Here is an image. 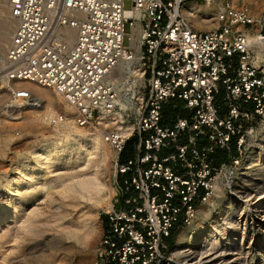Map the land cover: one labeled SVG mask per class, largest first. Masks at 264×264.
Returning <instances> with one entry per match:
<instances>
[{"label":"built area","instance_id":"built-area-1","mask_svg":"<svg viewBox=\"0 0 264 264\" xmlns=\"http://www.w3.org/2000/svg\"><path fill=\"white\" fill-rule=\"evenodd\" d=\"M185 1L0 0V16L7 8L14 21L0 63V115L10 116L16 103H43L13 84L29 80L60 95L77 126L97 123L118 106L116 74L139 44L144 85L133 132L101 128L116 154V179L100 211L94 264H181L167 255L175 228L192 222L222 173L234 176L252 131L246 127L264 118V9L223 0L215 26L199 30L181 12ZM222 91L225 115L217 100ZM172 99L187 113L166 124L163 108ZM66 120L58 111L47 124L58 132ZM131 137L135 153L121 159Z\"/></svg>","mask_w":264,"mask_h":264},{"label":"rangeland","instance_id":"rangeland-1","mask_svg":"<svg viewBox=\"0 0 264 264\" xmlns=\"http://www.w3.org/2000/svg\"><path fill=\"white\" fill-rule=\"evenodd\" d=\"M229 1L236 6L249 5L255 13H259L264 9V0ZM222 2L223 0H210L211 8L212 6L215 7L213 13L217 6L222 5ZM189 3H196L204 7L208 4V0H186L183 5ZM130 6L131 3L126 1L125 7L129 8ZM5 15L0 16V41L11 33L12 25L14 26L7 9ZM214 15L215 13L213 18ZM129 30L130 26L127 22L125 31L128 32ZM124 44H128L127 36L124 38ZM137 65L143 68L140 62ZM143 85L139 84L135 87L136 95L132 94L133 91H131V99L138 108L143 97L141 92ZM217 100L222 107L221 115H225L226 106L223 91L217 94ZM62 105H60L58 111L64 110ZM16 107L21 108L19 105H16ZM21 111L20 109L19 112L17 110L14 114L10 113V116L0 115V137L7 140V143L0 150V183L6 182L8 178L15 174L17 164L31 155V150L35 144L62 133V131H58L59 133L53 132L47 121L30 124L31 126L26 124L23 117L26 114H17ZM186 113L183 103L172 99L163 108L164 118L162 121L168 124L174 121L178 114L186 115ZM136 115L135 108H130L126 114V118L133 126H135ZM14 116L20 118L15 119ZM80 127L88 128L87 126ZM246 129H252L251 133L246 136V152L248 149L256 151L259 159L256 165L258 169L252 170L248 167L238 166L231 178L228 173H222L220 183L223 193L217 194L214 192L211 197L218 201L219 207L216 206L213 214L203 219L209 228L214 221L220 220L224 225L223 227L227 228L222 231L225 240L222 243L216 242L215 247L210 251L203 252L207 249L204 247L206 244L204 242L207 239L206 235L201 238L203 242H199V245L188 247V257L186 259L184 255L174 254L173 247L177 242L178 235L189 227V224L175 228L173 237H170L171 246L167 255L171 254L177 262L192 264L196 260L204 262L206 257L207 259L214 257L215 254H225L224 256L230 262L235 260L234 263L241 261L240 264H264V168H261V170L259 168L264 167V118L255 120ZM135 139V137H131L128 140L124 152L125 157L135 153ZM83 141L84 143L86 141L85 144L90 146L91 140L89 137L84 138ZM88 142L89 144H87ZM107 146H105V150L107 149L106 152L108 151L109 154L106 158L102 155L99 157L96 151L92 155L88 151H82L79 155L80 158L78 157L72 165H60L58 170L47 175L46 181L33 197L23 201L17 214L10 221L0 223V264H94L96 250L103 231L100 211L108 203L104 201L101 202L102 204H98L90 199L88 193H84L85 191L80 189L83 196L79 194L64 195L60 188L61 184L68 179L70 173H73L77 175L79 181L88 176L97 177L105 186L102 191L103 194L113 195L116 179L114 159L116 157L113 156V150ZM219 159V162H228L227 156H215V161ZM238 171H240L239 174H237ZM23 181L21 180L19 185H22ZM76 186H79V182H76ZM17 187V185H14V190L8 191L7 188L0 185V210H6L13 202H16L15 189ZM211 198L206 203H201L199 207L203 204L213 207L215 202ZM258 199L261 200L258 201ZM210 201L212 202L209 203ZM229 202L235 203L231 213L235 212L233 215L237 216V220L233 225H230L229 220L225 219L226 211H223V206H229L231 204ZM253 202L257 203V209L254 207ZM156 262L159 264H175V262L158 259L150 264Z\"/></svg>","mask_w":264,"mask_h":264},{"label":"bare ground","instance_id":"bare-ground-1","mask_svg":"<svg viewBox=\"0 0 264 264\" xmlns=\"http://www.w3.org/2000/svg\"><path fill=\"white\" fill-rule=\"evenodd\" d=\"M6 6L8 5L6 4ZM214 8L215 7L213 6L211 8L210 0H208V4H206L204 7L196 3L185 4L181 7V12L190 21L191 25L194 28L203 30V29H210L215 26V15L213 18V14L215 13V12L213 13ZM12 27L14 26L12 25ZM12 31L10 34H7L4 38H2L0 41L1 66L4 63L3 55L5 54V50L12 35ZM137 38L139 39L140 36L138 35ZM132 45L134 47V52H135L134 58L132 60L121 63L119 66L118 73L116 74V81L118 88L120 90L118 106L113 110L107 111L103 115L99 116L96 119L97 123L91 125H85L88 128L80 127L74 124L72 120L70 106L66 104V102L61 98V96L58 95L54 90L45 86H41L36 82L29 80H13V84L15 86H23L27 88L29 91H31L34 95H37L43 100V103H41V105L38 107L35 105H28V103L26 102L16 103V105H19V107L21 106V108H16L15 111L18 110L19 112L20 109L22 110L20 113L17 114L27 115V116L26 115L23 116L25 118L24 120H26V124L33 125L34 123L46 122L47 118L51 114L58 112L59 110L58 108L62 104L64 105V106L62 105V108L64 109L63 111L67 115V120L62 124V127L60 129V131H62V133L60 132L61 135H55L53 137H49L48 139L46 138L45 141H41V143L38 142L37 144H35L34 148L31 150V155L19 161V163L16 166L15 174L12 177L8 178L6 182L0 183V185L7 188L8 191H11L14 185L18 186L15 189V196H17L16 202H13L6 210H0V223L4 221H10L15 216V214H17L19 206L22 205L24 200L30 199L35 195L38 189H40V187L46 181L47 175L49 173H53L56 170H58L59 169L58 167H60V165H66V166L72 165L74 162L77 161V158L79 157L82 151H88L91 155L94 153V151H96L99 157H101L100 155H102L105 156L106 158L109 152L108 151L106 152L107 149L105 150V146H107L108 144L104 141L101 128L110 127L111 129L118 130L124 135H129L132 133L134 126L126 118V114L130 108L131 109L135 108L136 112L139 111V108L136 107L135 102L131 99L132 98L131 91H133L132 94L136 95L135 87L139 84H144V68L137 65L139 62V57H138L139 44L133 43ZM6 95L7 93L4 92L3 96ZM29 113L32 114L30 115ZM18 116L16 117L14 116L13 118L15 119L20 118ZM86 137H89L91 140L90 146H87L85 144L86 141L85 143L83 141V139ZM6 143L7 140L5 138L0 137V150H2L3 146ZM87 144H89V142ZM113 156L116 157V154L114 153ZM257 156L258 154L256 153V151L254 150L251 151L248 149L245 157L242 160L240 167L242 168L248 167L249 169L257 170L258 166L256 165L258 164L257 161L259 160ZM259 168L261 170V168L264 167H259ZM239 172L240 171H238L237 174H239ZM77 178H78L77 175L70 173L68 179L61 184L60 190L62 191V194L64 195L79 194L83 196L82 194L83 192L82 193L80 192V190H82L85 191L84 193H88L90 199L98 204L104 201H107V203H109V201L112 198V195L107 196L103 194L102 191L105 188V186L99 181L97 177L95 176L93 177L88 176L85 178L82 177L83 179L80 181ZM21 180H24L23 181L24 183L22 185H19V182ZM76 182H79L78 187L76 186ZM214 192L217 194L223 193V188L220 181L216 183ZM212 200L213 202H215L214 206L213 207L211 205L207 206V204H203L202 206H200L196 212L195 217L193 218V222H191L189 224V227H187L178 235L177 242L173 247L174 254L184 255V258L188 257V252H187L188 247H191L193 245H199V242H203L201 238L206 235H207L206 237L207 239L206 242H204L206 243L204 247H206L207 249L206 251L203 252L210 251L213 247H215L216 242L222 243L225 240L222 231L224 229L226 230L227 228L223 227L224 225L223 223H221L220 220L214 221L210 228L203 221L204 217L211 216L213 214L215 207L219 205L217 200L215 199ZM260 200L261 199H258V201ZM211 202L212 201H210L209 203ZM234 205L235 203H231L227 207L223 206V211L224 212L226 211L225 219L229 220L230 225H233L235 223V220H237V216L233 215L235 212L231 213V210L234 207ZM253 205L254 207H256V209L258 208L256 202H253ZM224 255L215 254L214 257H210L208 259L206 257L205 258L206 260L204 262L203 261L198 262L196 260L192 264H240L241 262V261L240 262L237 261L234 263L233 261L235 260L230 262L227 259V257ZM153 264H159V263L156 262Z\"/></svg>","mask_w":264,"mask_h":264},{"label":"trees","instance_id":"trees-1","mask_svg":"<svg viewBox=\"0 0 264 264\" xmlns=\"http://www.w3.org/2000/svg\"><path fill=\"white\" fill-rule=\"evenodd\" d=\"M127 144H128V142H127ZM126 147H127V145H126ZM125 151H126V149H125ZM125 151H124V152H125ZM124 152H123V153H122V155H121V159H125V158H127V157H128V156H127V157H125V156H124ZM217 161L219 162V161H220V159H219V160H217Z\"/></svg>","mask_w":264,"mask_h":264}]
</instances>
